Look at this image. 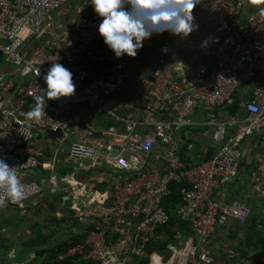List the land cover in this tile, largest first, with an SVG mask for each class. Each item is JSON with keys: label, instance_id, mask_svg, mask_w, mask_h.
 I'll return each mask as SVG.
<instances>
[{"label": "built area", "instance_id": "built-area-1", "mask_svg": "<svg viewBox=\"0 0 264 264\" xmlns=\"http://www.w3.org/2000/svg\"><path fill=\"white\" fill-rule=\"evenodd\" d=\"M89 3L0 0V65L10 68L0 73V159L15 167L24 189L19 203L0 190V209L24 210L42 197L29 175L41 169L52 173L45 189L63 196L79 227L70 235L79 239L58 261L133 264L150 257V264H212L215 234L251 217L244 200L221 192L248 181L264 199L263 152L253 160L244 148L264 129V4L201 0L190 35L154 33L135 58H117ZM68 5L75 7L71 17ZM153 61L159 69L151 81ZM53 63L73 73L75 92L45 97L44 115L29 121L25 114L43 95ZM192 128L198 131L185 132ZM50 133L61 138L50 140ZM197 140L203 144L195 150ZM207 142L215 145L211 156ZM172 184H183L175 215L188 229L177 231L168 254L149 253L148 245L166 238L158 229L169 223L163 204ZM71 220L62 223L70 228ZM261 248L247 250L242 264H264Z\"/></svg>", "mask_w": 264, "mask_h": 264}, {"label": "clouds", "instance_id": "clouds-1", "mask_svg": "<svg viewBox=\"0 0 264 264\" xmlns=\"http://www.w3.org/2000/svg\"><path fill=\"white\" fill-rule=\"evenodd\" d=\"M200 3L201 0H90L89 4L101 18L98 33L115 57L135 58L143 41L154 33L168 31L185 38L196 30L193 10ZM241 4L257 6L264 4V0H241ZM259 12L264 15V8ZM43 79L47 87L43 95L35 97L34 106L25 114L29 121H40L44 115L45 97L54 100L70 97L75 92L73 73L60 63H53ZM0 190L12 203H19L24 196L15 167L4 159H0ZM3 203L0 198V204Z\"/></svg>", "mask_w": 264, "mask_h": 264}, {"label": "rangeland", "instance_id": "rangeland-1", "mask_svg": "<svg viewBox=\"0 0 264 264\" xmlns=\"http://www.w3.org/2000/svg\"><path fill=\"white\" fill-rule=\"evenodd\" d=\"M68 8L71 9V12L69 13L71 17L75 13V7L72 5H68ZM57 11L58 10L53 11L51 13V16L55 17ZM9 69L10 68L7 65L1 63L0 73H3L4 71H7ZM197 131H198L197 128H192L185 132H187L188 134H192ZM261 133L262 134L260 135V137L257 138L258 142L255 143L256 145L252 149V153L249 157L250 159L254 160L256 157V154L258 153L259 149L257 148V144L259 143L261 144L262 142H264V129L262 130ZM201 144H203V142H200V140L194 141L193 145L195 146V150H196V147L200 146ZM203 147L206 149H211L212 147H215V145L210 142H207L205 143V145H203ZM35 148L39 149V145H37ZM53 152L54 151L50 152L51 157L53 156ZM197 155L196 153L193 154L194 160L197 159ZM62 168H63V165H61V158H60V161L57 165V172H59V175L62 174V171H61ZM29 175L31 176L32 179H34V181L37 184L41 186L42 192L44 194L40 198H36V199H33L32 201L27 202L26 208L24 210L12 208L10 206L4 209H0V244L6 243V245L4 244L2 245L7 246L6 250L0 249V253L3 256V260L5 264H17L16 262H22L18 264H36L34 262L35 260L34 258H36V252L38 250L47 248L49 244H53L57 241H63V240L69 239L71 238V236L75 235L74 233L79 232L78 225L74 224L73 220H71L69 217V213L64 211L63 196L48 193L44 185L42 184L43 181H47V182L49 181V178L51 177L52 173H49V172L43 173L41 169H37L34 171V173L32 174L29 173ZM244 187H245L244 191H247V188L251 189L249 187L248 181L245 182ZM223 193L224 191L221 192V194ZM240 197L243 198L242 195ZM34 200L35 202L39 204L36 203L32 207V209L33 210L35 209V212H36L34 213V216H33L29 214L30 212L28 211V209L31 208V205L34 203ZM252 212L254 213V215L256 214V210H252ZM63 217L71 220L70 223H66L69 225L70 228H66L64 224L62 223ZM252 217L253 215H251L250 219L248 220V224H251ZM240 227H243V226L240 225ZM52 230H55V231H52ZM71 232H73V234L69 236ZM3 233L7 235L9 234V237L7 236L2 237L1 234ZM39 234H42L48 239L47 241V243H49L48 245L42 246V247H40L39 245H32L31 248L28 247L27 245H24L30 242L32 239L38 238ZM229 237L231 240L235 239V238H232L231 236ZM238 244H239V241H238ZM240 244L242 245L245 244V240L242 241L241 239ZM238 247L239 245L236 246V248ZM11 250H15L16 252L14 257L12 255H9ZM147 259H148L147 264H150L152 262L150 257H148Z\"/></svg>", "mask_w": 264, "mask_h": 264}, {"label": "trees", "instance_id": "trees-1", "mask_svg": "<svg viewBox=\"0 0 264 264\" xmlns=\"http://www.w3.org/2000/svg\"><path fill=\"white\" fill-rule=\"evenodd\" d=\"M253 9V7H251ZM250 8V10H252ZM262 142V141H260ZM260 144V143H259ZM259 144H257V148L259 149ZM214 153V150L209 151V155L211 156ZM251 168H255L251 167ZM249 175H247L248 177ZM234 186V185H233ZM233 186H229V191L231 194V197L240 198L241 192L240 189L236 190ZM183 187V184H172L170 186V195L165 200L163 206L167 214L169 215V223L158 229L160 233L166 234V238L163 242H152L150 245L147 246V251L151 253L154 250H158L160 252H164L166 245L169 242H172L174 239V235L177 233L178 230H185L188 229V224L181 221V219L175 215L176 207L182 203V198L180 195V190ZM244 187V185H242ZM65 212H68L67 209L64 210ZM254 217V216H253ZM67 219H63V223H65ZM259 219H253L251 220L250 229L247 233V238H243L242 241H246L247 245L246 247H239V250L241 253H244V255H247L249 249H256L258 246L264 242V235L262 234L263 231L258 230V227L262 224L259 222ZM79 239V236L71 237L69 239L56 242L53 244L47 243L48 239L43 236L42 234L38 235V238L32 239L30 242L24 244L28 247H32V245H39L40 247L48 245L47 248H43L42 250H38L36 252V258H34V262L36 264H85L84 262H75L73 259L68 258L63 261H58L57 257L66 252L68 248L77 240ZM4 249H7L6 247ZM264 254V253H263ZM247 257V256H246ZM148 257H145L144 259H141L139 261L135 260L133 264H147L148 263ZM21 263V262H16ZM0 264H5L3 260V256L0 257Z\"/></svg>", "mask_w": 264, "mask_h": 264}, {"label": "crops", "instance_id": "crops-1", "mask_svg": "<svg viewBox=\"0 0 264 264\" xmlns=\"http://www.w3.org/2000/svg\"><path fill=\"white\" fill-rule=\"evenodd\" d=\"M257 138L258 137H255V138L248 140L247 143L244 145V148L251 149V153H252V149L256 145L255 143L258 142ZM259 145H261V144H259ZM239 189H240V192H241V195L243 196V198L240 197L238 199L244 200L245 202L247 200L249 201L248 206L251 210V215L254 216V217H252V220L255 218L259 219L260 220L259 222L262 223L260 225V227L264 231V199L257 198L254 195L253 188H251V189L247 188V191H244L245 187H242V185L240 184V185H238V190ZM51 194H55V193H51ZM225 195L227 196L228 199H232L229 188L226 189L225 193L221 194L220 196H225ZM36 203L37 202H35V200H34V203L31 205V208L28 209V211L30 212L29 213L30 215L34 216V213H36L35 209L34 210L32 209V207ZM37 204H39V203H37ZM20 210H22V209H20ZM252 210H256L255 215L252 212ZM250 225L251 224L247 223V225L240 227V225L232 224L231 228H228V227L221 228L215 234V236L211 240V244L209 246L210 256L214 260V262L212 264H242L243 259L247 255H244V253H241L239 250V247H246L247 243L245 241L246 245L245 244L242 245V244H240V240L243 238L245 239V237L247 238V233H248L247 231L250 229ZM1 232H2V230H1ZM262 234L264 235V232H262ZM1 235H2V237H6V236L9 237V234L7 235V234L3 233ZM229 236H231L232 238H235V239L231 240ZM238 241H239V244H238ZM57 242H59V241H57ZM2 244H4V243H2ZM2 244H0V249L3 250L7 246H4V245H6V243L4 245H2ZM237 245H239L238 248H236ZM260 246L262 247L261 249L264 253V242H262V244ZM235 249L238 251L237 255H235ZM9 250H10V248H9ZM166 253L167 252L164 251L165 255H166ZM1 256H2V254L0 253V257ZM175 264H180V263L177 260V262Z\"/></svg>", "mask_w": 264, "mask_h": 264}, {"label": "water", "instance_id": "water-1", "mask_svg": "<svg viewBox=\"0 0 264 264\" xmlns=\"http://www.w3.org/2000/svg\"><path fill=\"white\" fill-rule=\"evenodd\" d=\"M158 69H159V62L158 61H153L151 63V71L149 73V79L151 81H154L153 77H154V75H155V73H156V71ZM95 137L100 138L101 135L100 134H96ZM47 138L50 139V140H56V139L61 138V134L60 133H58V134L50 133V134H48ZM61 148H63L67 153L70 152V148L67 147V146H61ZM259 152H263V156H264V142L261 143ZM64 200L66 201L65 198H64ZM246 204L247 205L249 204L248 200L246 201Z\"/></svg>", "mask_w": 264, "mask_h": 264}]
</instances>
